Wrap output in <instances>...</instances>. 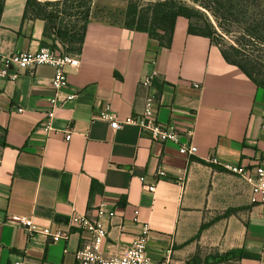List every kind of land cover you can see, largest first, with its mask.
Wrapping results in <instances>:
<instances>
[{"label": "crops", "instance_id": "crops-1", "mask_svg": "<svg viewBox=\"0 0 264 264\" xmlns=\"http://www.w3.org/2000/svg\"><path fill=\"white\" fill-rule=\"evenodd\" d=\"M25 3L4 0L0 54L42 46L43 23L23 18ZM93 3L124 8L126 0ZM187 24L179 18L170 46L162 47L145 32L92 19L78 65L67 69L64 90L76 96L56 109L52 125L59 131L49 135L41 123L56 93L53 67L0 77V264H77L86 231L50 242L40 233L28 236L11 218L65 228L72 214L91 215L103 201L115 211L105 220L106 257L147 226L154 261L264 264V204L252 201L242 178L208 161L250 167L264 160V88L227 63L208 38L188 34ZM148 95L157 122L174 124L181 142L196 145L194 156L181 155L175 143L150 141L133 125L112 130L96 118L106 104L119 119L138 115ZM61 131L71 132L69 140ZM160 168L167 176L155 177ZM140 177L155 184L154 192ZM230 250L236 257L216 259Z\"/></svg>", "mask_w": 264, "mask_h": 264}, {"label": "trees", "instance_id": "trees-1", "mask_svg": "<svg viewBox=\"0 0 264 264\" xmlns=\"http://www.w3.org/2000/svg\"><path fill=\"white\" fill-rule=\"evenodd\" d=\"M140 1L126 0L125 7L118 8L94 5L93 0H26L23 18L42 21V46L69 55L81 53L92 19L145 32L160 46L169 47L178 19L184 18L188 34L208 38L227 63L264 88V0H147L145 5ZM3 6L4 0H0V15ZM201 9L210 12L215 24ZM225 22L241 24L235 44L222 42L221 34L228 32ZM229 256L236 257L235 251L216 259L223 261Z\"/></svg>", "mask_w": 264, "mask_h": 264}, {"label": "built area", "instance_id": "built-area-1", "mask_svg": "<svg viewBox=\"0 0 264 264\" xmlns=\"http://www.w3.org/2000/svg\"><path fill=\"white\" fill-rule=\"evenodd\" d=\"M79 59L75 55L61 54L49 46H40L36 51L15 52L13 54H0V77L15 80L23 71L32 69L39 65H49L53 67L54 74L51 80L52 88L55 94L48 99L49 107L44 112V120L41 123V129L49 135L55 130L52 125L55 111L58 107L72 101L76 93L66 92L64 89L68 86L67 69L78 65ZM150 78H145L142 85L149 86ZM17 112H22V108H17ZM96 118L109 121L112 130H118L124 125L135 126L141 135L146 136L152 142L164 143L172 142L177 145L178 152L186 158L194 156L197 147L191 141L181 142L180 132L174 124L157 122L154 115V98L146 96L143 110L138 115L119 119L111 112V107L106 104L99 112ZM264 133V124L262 127ZM63 132V131H61ZM65 139L69 140L71 132L64 131ZM191 131H187L191 135ZM208 161L222 166L226 171L238 175L250 186L252 201H258L264 204V160L246 167L242 165L222 164L216 157H209ZM155 177L167 176L164 168L156 170ZM184 174H180L177 181L182 182ZM143 187L150 192H154L155 184L145 183L144 178L140 177ZM115 216V211L109 207L106 202H100L93 208L91 215L75 213L69 218L67 227L51 229L41 227L35 224L31 217H12L11 220L20 224L28 236L40 233L47 237L50 242L67 240L72 230L86 231L90 237L81 248L75 252L77 264H175L169 259L162 261L152 260L147 253V237L149 229L143 226L139 234L135 236L131 244L122 252L111 256H104L101 252L102 244L108 234L106 219ZM15 264H22L17 261Z\"/></svg>", "mask_w": 264, "mask_h": 264}, {"label": "rangeland", "instance_id": "rangeland-1", "mask_svg": "<svg viewBox=\"0 0 264 264\" xmlns=\"http://www.w3.org/2000/svg\"><path fill=\"white\" fill-rule=\"evenodd\" d=\"M38 1H42V0H38ZM110 1H117L118 3H122L123 0H110ZM140 3L142 5H145L147 3V0H141ZM33 10H35L33 8ZM204 14L207 16V18L209 20H211V22H213L215 24L214 18L213 16L210 14L209 11H207L206 9H201ZM194 22L196 20H193ZM226 28L228 30V32H225V34H221L223 37V43L224 44H235L236 38L241 34V24L239 23H227L225 22Z\"/></svg>", "mask_w": 264, "mask_h": 264}]
</instances>
